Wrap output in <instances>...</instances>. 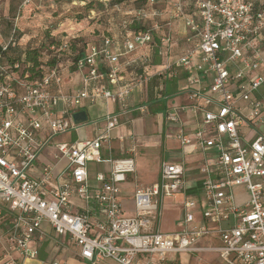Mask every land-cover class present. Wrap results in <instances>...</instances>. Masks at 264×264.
I'll return each mask as SVG.
<instances>
[{
	"label": "built area",
	"instance_id": "2783aa9c",
	"mask_svg": "<svg viewBox=\"0 0 264 264\" xmlns=\"http://www.w3.org/2000/svg\"><path fill=\"white\" fill-rule=\"evenodd\" d=\"M131 14L124 24L139 28L121 39L102 34L70 61L77 79L69 89L59 62L35 83L18 63L0 62V264L37 259L51 234L89 264H264V133L256 130L264 123V8L251 0H149ZM152 79L154 99L168 98L166 81L184 80L185 101L165 118L182 151L200 155L201 185L188 194L185 162L162 161L158 179L136 186L126 210L121 187L135 160L112 156L109 144L123 115L146 111L133 94ZM97 101L106 108L91 119L87 106ZM80 110L86 120L76 123ZM87 125L92 132L78 137ZM69 131L77 137L52 143ZM101 162L106 169H90ZM166 200L183 213L169 232L159 229Z\"/></svg>",
	"mask_w": 264,
	"mask_h": 264
},
{
	"label": "rangeland",
	"instance_id": "374dc122",
	"mask_svg": "<svg viewBox=\"0 0 264 264\" xmlns=\"http://www.w3.org/2000/svg\"><path fill=\"white\" fill-rule=\"evenodd\" d=\"M101 3L103 5V8L101 9L97 7L98 4H95V7L91 11H88V15L90 16V18L86 17L85 19H83L80 23V26H78V28L76 26L72 27V24H69L68 21H65L64 25L62 26V29H66L65 32H63L66 35L58 37V39H61L62 42L67 43L68 48L66 46H63L62 49H59L58 51L62 52L60 54L59 63L62 66V68L60 69L61 70L60 74L63 78L62 87L65 90L69 89L72 86V83H74L77 79L76 74L73 73V71L71 70L72 69V66L70 64L71 54L69 53H73V52L71 51L70 48H73V50L77 52L78 50L83 49L86 46V43L88 42L91 43V42L96 41V39H98L102 34L113 33V32L117 33L118 35L124 34L125 30L128 29L130 25L134 24V23L129 24V22L124 24V21H129L130 17L132 16L131 13L134 12L137 6L138 7L141 6V2L136 1V0H126L124 3H121V4H110L108 1L103 0ZM165 3L166 4L163 6V9H165V7L168 6L167 5L168 3L167 2ZM158 4L160 5V3ZM161 4H164V2H161ZM260 7L264 8V4L260 5ZM79 10L85 11L83 4L77 1L73 8H71L69 5L66 4V5H63V8L59 12L61 13V15L65 16V15H74ZM158 21L159 23H164L165 18H159ZM150 24L151 23L149 22L144 23V25L146 26L147 25L150 26ZM163 28H164V25H163ZM172 28L174 30L177 29L175 25H173ZM79 32H80L79 35L81 36L73 38V36H76V34H78ZM69 41H70L71 46H69ZM183 44L184 43H178V45L176 46V50H175L176 54L181 51V48H183ZM263 45H264V40H263ZM49 57L50 55L47 51H45V53H43L42 55L43 59H47ZM180 81H184V80H180ZM136 95H137V92H136ZM152 100L153 99H150L147 101L146 111L142 113L137 112L136 114L132 115V118L142 116L146 120V122L149 121L151 123V127H154V130L146 134H148L149 136H157L158 139L162 140V144H161L162 146L157 147L156 150L146 151L147 153H145V150H143L142 148L143 139H144L143 137L137 138L136 141L134 140L135 142H131L130 138L124 137V142L126 140H129L130 142L128 143L126 142L124 147L120 149L121 150L124 149V152L128 154L134 153V158H135V163H136V172L133 175H130V176H134V178H132V183L128 185H122L123 186L122 192L131 191L136 186L145 187V186L150 185L152 182L156 181L158 179L159 166L162 161H166V162L182 161V155L180 151L170 147L165 142L166 135L174 134L175 132V130H173L170 127L171 124L168 122H167L168 124H165V119H164V121L162 122L164 130L162 132H156L155 130L156 127L160 125V122L158 121V117L155 116L152 110L155 107L161 106L162 100H159V101L158 100L152 101ZM103 108L104 107L103 105L101 106L100 101H97L96 103H92L88 105L87 112H88L89 118L92 119V118L98 117V115L104 111ZM130 124H131L130 121H128L127 125L130 126ZM146 129H147V125H146L145 130ZM90 130H91L90 125H87L86 127L80 130V135L78 137H82L83 133L88 134ZM256 130L260 133H264V123L258 124L256 127ZM76 137L77 136L74 134V132L69 131L64 134L54 137L52 143H57V142H62V141H71ZM134 143L137 144V145L135 144L136 148L133 147ZM53 150L54 149L50 145L46 148V152H51ZM105 152L106 154L104 153L103 157L107 158L108 152L107 151ZM117 152L120 153L121 151H117ZM105 167H106L105 162L90 164V169H92L93 171H95L96 169L102 170ZM178 199L179 198H177V200ZM127 207L129 206H126V208ZM182 214H183L182 209L180 208V205L178 202L166 200L163 204V208L160 213L159 229L163 232H169V231L176 230L182 218ZM45 246H46L45 255L48 261L53 258L61 259L62 253H64L63 255L68 254L72 256L74 249H75L72 242H70L67 238L62 240L53 235L50 236L49 242H47ZM200 256H202L205 262L218 263L217 262L218 256L216 254L203 253ZM80 261L87 263L85 260L80 259ZM99 264H116V263L111 260H103Z\"/></svg>",
	"mask_w": 264,
	"mask_h": 264
},
{
	"label": "crops",
	"instance_id": "0c3cea01",
	"mask_svg": "<svg viewBox=\"0 0 264 264\" xmlns=\"http://www.w3.org/2000/svg\"><path fill=\"white\" fill-rule=\"evenodd\" d=\"M251 1L254 2L256 7H260V5L264 4V0H251ZM76 2L77 0H72L71 3L75 4ZM78 2L81 3V1H78ZM61 3H62L61 8H63V2H61L60 0H0V50L3 48L4 45L8 43L11 37V32L13 31L15 25H18L20 30L24 31L25 33H28L29 31L33 30L34 29L33 27H35L37 24H40V23L47 24L50 27L51 32L53 34H61L65 32L66 29H62V26L64 25L65 21H68L69 24H72V27L76 26L78 28L82 20L74 21L71 19L63 18L60 12L56 15L53 14L54 8H57V6ZM87 18H90V16L88 15ZM78 34H80V32ZM157 62L158 60L155 63ZM155 85H158V80L152 79L150 82H148L145 85L143 90L140 91L139 89H136L133 94V102L134 103H138V102L144 103L150 99H153L155 101L162 100V98L154 99L152 91ZM183 85H184V81H180L179 79H173V80H169L165 82L164 87L162 89V93H164L168 98L167 99L165 98L166 100L165 99L162 100V104L164 103V108L159 110L158 112H155L157 108H160L162 106L161 104V106L155 107L152 110V112L155 114V116L158 117V121L160 122V125H158L155 129L156 132H162L164 130L163 124H162L164 119H165V124L170 123L165 118V111L167 110V108H169L172 104L183 103L185 101L183 92H182V89L184 87ZM136 92H137V95H136ZM102 105L104 107L103 109L105 110L106 108L105 103L101 102V106ZM137 112L138 111H132L131 113L123 115L120 118V124L113 130L112 140L109 144L111 148L112 156H123L127 154L126 152H124V149L121 150L124 147L126 142L127 143L130 142L129 140H126L124 142V137L130 138L131 142H135L137 138L143 137L144 139H143L142 148L143 150H145V153H147L146 151L156 150L157 147L162 146L161 145L162 140L158 139L157 136H149L148 134H146L154 130V127H151V123L149 121L146 122V120L142 116L132 118V115L136 114ZM103 113L104 111L101 112L98 115V117H100ZM182 118L185 122H189L191 117L189 114H184ZM126 121L127 122L130 121L131 123L130 126L127 125ZM146 125H147V129L145 130ZM170 127L176 131V125L171 124ZM91 132H92V127L89 133ZM165 142L170 147L180 151L182 155V161H184L187 166L186 178H185L186 179V182H185L186 191L188 194L192 196H197L199 187L201 185L202 176L196 169L195 164H196V161L199 159L200 155L198 153L189 152L188 150L183 152L177 140L174 138V134H167L165 138ZM169 143L170 144L172 143V144L170 145ZM135 144L136 143H134L133 147L137 145ZM106 146L107 145H104L103 154L104 153L106 154L105 151L108 152ZM117 151H121V152L118 153ZM131 155L134 157V153H131ZM105 164L107 167V163ZM135 166H136V163H135ZM106 167L104 169H106ZM96 170H99V169H96ZM132 178H134V176H130L128 181L123 183L122 185H128L132 183ZM122 187H121V190H122ZM133 190L134 189H132L131 191L121 192V198L124 202L125 208L126 206H129L126 208V210L132 209ZM51 235L58 237L54 234H51ZM58 238L62 240L65 239V237H58ZM49 239L47 242H49ZM47 242H45L43 246L41 247L39 257L37 259H26V260H23L21 264H48L50 260L48 261L45 255V252H46L45 244ZM74 248L75 249H74L72 256L68 254L63 255L64 253H62L61 255L62 258L59 260L63 261L65 264H87L83 261H80V259L77 256L78 249L75 246ZM186 258L187 257L185 255H182V259H186Z\"/></svg>",
	"mask_w": 264,
	"mask_h": 264
},
{
	"label": "trees",
	"instance_id": "16d2710c",
	"mask_svg": "<svg viewBox=\"0 0 264 264\" xmlns=\"http://www.w3.org/2000/svg\"><path fill=\"white\" fill-rule=\"evenodd\" d=\"M63 2V5H69L71 8L74 7L75 4L71 3L72 0H60ZM81 1L83 4L85 11H77L74 15H62L63 18L73 19L76 21H81L88 16V11H91L95 4H98L97 7L103 8L102 1L103 0H77ZM110 4H121L124 3L126 0H106ZM141 2V6L135 9H139L142 7L149 6V0H136ZM98 2V3H97ZM82 6V5H80ZM62 3L54 8L53 14L56 15L62 9ZM70 9V8H69ZM87 11V12H86ZM34 29L25 33L24 31L20 30L18 25L14 27V33L10 41H8L6 47L0 50V62L4 64L7 68L13 67L14 63L19 64V69L17 72L21 75L26 74V80L31 83H35L42 79L43 76L46 75L47 70L52 68L59 62L61 51H58L61 45H65L68 48L67 43L58 39V37L66 35L65 33L61 34H53L51 32L50 27L45 23L37 24ZM139 28L138 25L132 24L129 26V29H137ZM114 31V30H113ZM105 35L111 36L115 39H121L122 35H118L117 33H107ZM81 35L73 36L80 37ZM74 41V40H73ZM89 43H86V46L83 49L78 50L77 52L70 48L73 53H69L71 61L74 62L84 55H86ZM92 43V42H91ZM69 46L70 41H69ZM47 51L50 55L49 58L43 59L42 55ZM72 66V71L75 70V67ZM53 90L55 87L53 86ZM165 98H162L164 100ZM166 100V99H165ZM164 108V103L160 108H157L155 112Z\"/></svg>",
	"mask_w": 264,
	"mask_h": 264
},
{
	"label": "water",
	"instance_id": "95a60500",
	"mask_svg": "<svg viewBox=\"0 0 264 264\" xmlns=\"http://www.w3.org/2000/svg\"><path fill=\"white\" fill-rule=\"evenodd\" d=\"M72 116L76 123H80L86 120V114L84 110L77 111L73 113Z\"/></svg>",
	"mask_w": 264,
	"mask_h": 264
}]
</instances>
